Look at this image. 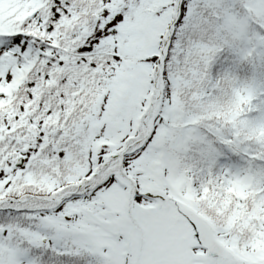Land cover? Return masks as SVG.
<instances>
[{
	"label": "snow or ice",
	"instance_id": "snow-or-ice-1",
	"mask_svg": "<svg viewBox=\"0 0 264 264\" xmlns=\"http://www.w3.org/2000/svg\"><path fill=\"white\" fill-rule=\"evenodd\" d=\"M0 264H264V0H0Z\"/></svg>",
	"mask_w": 264,
	"mask_h": 264
}]
</instances>
